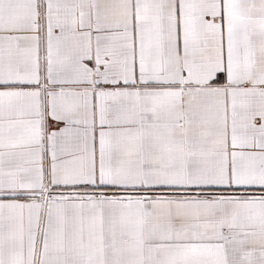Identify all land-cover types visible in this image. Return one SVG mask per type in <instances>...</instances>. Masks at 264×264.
Wrapping results in <instances>:
<instances>
[{
	"label": "snow or ice",
	"instance_id": "1",
	"mask_svg": "<svg viewBox=\"0 0 264 264\" xmlns=\"http://www.w3.org/2000/svg\"><path fill=\"white\" fill-rule=\"evenodd\" d=\"M0 264H264V0H0Z\"/></svg>",
	"mask_w": 264,
	"mask_h": 264
}]
</instances>
